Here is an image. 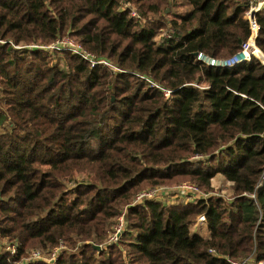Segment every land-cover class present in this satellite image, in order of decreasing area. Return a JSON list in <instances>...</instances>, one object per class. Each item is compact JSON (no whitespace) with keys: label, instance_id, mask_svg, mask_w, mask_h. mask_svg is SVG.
<instances>
[{"label":"trees","instance_id":"obj_1","mask_svg":"<svg viewBox=\"0 0 264 264\" xmlns=\"http://www.w3.org/2000/svg\"><path fill=\"white\" fill-rule=\"evenodd\" d=\"M177 1L0 0V124L11 120L0 133V231L21 243L0 254V264L77 240L79 255L54 264L264 263V187L256 188L264 172V64L253 57L233 69L205 68L195 57L240 51L251 34L250 0H186L189 10L165 20L171 34L160 43L159 29L141 22L149 14L167 18ZM124 2L138 6L140 17L121 9ZM257 21L264 54V10ZM66 36L133 73L27 48ZM59 55V65H50ZM81 173L85 180L76 181ZM218 175L231 184L232 200H147L128 208L136 234L100 244L145 185L184 179L210 189ZM204 214L207 238L194 227Z\"/></svg>","mask_w":264,"mask_h":264},{"label":"rangeland","instance_id":"obj_2","mask_svg":"<svg viewBox=\"0 0 264 264\" xmlns=\"http://www.w3.org/2000/svg\"><path fill=\"white\" fill-rule=\"evenodd\" d=\"M261 2H264V0H258V3L261 4ZM256 6L258 7L259 5H256ZM137 7L138 6H135L133 3L131 4V3H125L124 2L122 4L121 9H124V10H128V9L130 10L131 9L133 11V16L136 18H139L140 16L137 15V13H136ZM250 9H251V5L249 4V11L245 16V19H246V17H248V14L251 12L252 9L251 10ZM188 10H189L188 2L186 0H178L176 2L175 6L173 7V9L168 8L165 10L164 14L165 15H166V13L168 14L167 18H165V16H162V15L153 16V14H149L148 19L143 20L141 23L145 27L158 28L160 35L157 37L156 40L161 43L164 38H166V37L170 38V34H171L166 27L165 20L173 19V16L184 14ZM262 10H264V5L259 12H261ZM256 17H257V15H256ZM60 41L61 42L58 45L59 49L53 48L55 45H49V46H44V45H40V46L34 45L33 46L32 45V46L27 47V48H31V47L32 48H40L39 50L45 51L47 54H53L56 51L74 54L73 50L75 49L76 46L80 45V44L78 45V43L75 42L70 36H66L65 38L61 39ZM0 43H4V42L1 41ZM15 47L18 49L22 48L21 46H15ZM83 50H84V52H86V50L84 48H83ZM260 54L264 57V54L261 51H260ZM74 55H76V54H74ZM61 56L62 55H59L57 57L52 58V60H49L50 65H52V66L59 65L60 60H61ZM257 59H259L264 64V59H262V57L259 56V58H257ZM94 61H97V60L94 59ZM108 61L113 65V63H114L113 61H110V60H108ZM112 65L107 66L104 64H98L97 67L102 66L105 70H107L109 73H111L113 75L122 74V73H125V74L126 73H133V72L121 71L120 67H118L117 65H113V66ZM90 68L94 69L95 67H93L91 65ZM143 77H145V76H143ZM146 77H148V76H146ZM148 78H150V77H148ZM151 81H152V79H151ZM0 83H1V77H0ZM148 84H150V82H148ZM5 111H6V96H4V93L2 91L1 84H0V114L5 113ZM8 121L11 122V120H8ZM10 122H4V125L0 124V133L6 132V130L9 129ZM200 160H202V159L201 158L190 159L191 162L192 161L196 162V161H200ZM85 178H86V175L81 173V174H78L74 179L76 181H84ZM168 184H176V185H172V187H168V185L167 186H156V187H150L149 185H145L144 187L141 188L143 190L139 193L157 191V194L154 197V199H147V200H155L156 202L162 203L164 206L187 204L189 202L196 201L199 197H201L200 200H205L208 197H210V198L211 197L223 198L226 201L232 200L231 184L222 175H218L214 180H212L210 189H207L206 187H199L198 183H195L191 180H184V179H176L174 182L168 183ZM73 185H74V183L70 184V186H73ZM185 187H198L200 189V191L202 192V195L198 196V195H191L190 194L187 197L183 196L184 197V199H183L181 197V192L184 191ZM204 196H205V198H204ZM134 200H132V203ZM200 200H197V201H200ZM122 212H124V216L122 218V221H120L121 217L117 218L113 221L114 224H113V227L111 229L112 232L110 233L111 235H110L107 243L106 244L100 243L101 245H105L104 248L107 245L119 244L121 238H119V240L117 242L112 241V238L114 235V228H121L122 232H126L128 235L136 234L134 232V230L130 228V226H131L130 219L131 218H129L128 209L126 210V207H124ZM202 216L206 217L205 214ZM198 219H197V222L194 226L195 229L201 230L202 228H205V227L208 229L207 219H206V223H202V224L198 223ZM200 234H203V232H201ZM0 235H1V231H0ZM77 241L78 242L75 245L74 244H68V243H60L58 245V247L59 246H63V247H61L60 252L58 254H56V257L54 260H53L54 253H52V251L55 248L50 249V250L46 249V251L43 250L42 248L41 249L36 248V249H34L35 251L30 249L32 251H29L28 254L25 255L24 261L20 262L18 264H25V263L30 264L31 262L35 263L38 261H43L46 264H54L55 261L57 260V258H59L63 254H67L69 256L79 255L80 250L82 249L84 243H82V240H77ZM1 242H3V244L0 245V254H2V255L6 251L7 245H10V246L15 245L17 248L21 244L18 241L11 242L7 238L6 239L3 238L2 235H1L0 243ZM36 251H41L42 254L40 253V255H39V254H37L38 252H36ZM124 254H125V252H124ZM105 256H106V253H105ZM33 263H31V264H33ZM255 263H256L255 260L251 259V261L246 263V264H255ZM261 264H264V263H261Z\"/></svg>","mask_w":264,"mask_h":264},{"label":"built area","instance_id":"obj_3","mask_svg":"<svg viewBox=\"0 0 264 264\" xmlns=\"http://www.w3.org/2000/svg\"><path fill=\"white\" fill-rule=\"evenodd\" d=\"M250 5H251V12L248 14V17H246V20L249 23V29H250V37L249 39L242 45V48L240 49V51L235 54L232 57L229 58H222V59H216V58H212L207 56L204 53H198V56L196 57V62L203 65L205 68H219V69H233L239 65H243L245 63H248L252 60L253 57H258L259 58V53L260 50L257 47V37H258V32L260 30V26L258 24L257 21V13L261 10V8L264 5V2L258 3V0H250ZM256 5H259L258 7ZM61 41H58L56 44H54L55 46L53 48L55 49H59L58 45ZM79 45V44H78ZM74 54L76 55H80L83 59H85L86 61H88L89 63H91L90 65H92L93 67H96L98 64H104L107 66H111L112 64L107 60V59H98L96 58L94 55H92L89 52H84L83 48L81 45L76 46L75 49L73 50ZM259 52V53H258ZM94 59H96L97 61H94ZM113 66V65H112ZM144 79H146L147 82H150V86L151 87H156L158 89H160L161 91H163L164 95L166 98H169L171 95V91L165 89L164 87H162L161 85H157L153 80L151 81L150 78L148 77H143ZM264 184V172L262 173L260 182L257 185V190L259 188H261ZM157 191H150V192H144V193H138L135 196V200L133 201V203L129 206L126 207V210L130 207V206H135L138 204H143L147 201V199H154V197L156 196ZM202 195V192L200 191V189L198 187H185L184 191L181 192V195L184 197H187L188 195ZM250 196L251 198H255V194L252 195H247ZM201 197H199L197 200H200ZM205 198V196H204ZM124 216V212H122V214L118 217L120 218V221H122V218ZM198 223L202 224V223H206V217L205 216H200L198 219ZM122 230L121 228H114V235L112 238V241L117 242L119 240V238L122 235ZM0 240H1V235H0ZM3 242L0 243V245H2ZM61 247L63 246H59L56 247L52 253H54L53 256V260L56 257V254H58L61 250ZM7 250L11 251L12 253L15 252L16 250V246H10L7 245ZM38 252L37 254L40 255V253L42 254L41 251H36ZM213 254H216L215 251H212ZM251 259L253 258H249L247 260L244 261H233L229 258H227L229 264H246L248 262L251 261ZM261 264V263H260Z\"/></svg>","mask_w":264,"mask_h":264},{"label":"crops","instance_id":"obj_4","mask_svg":"<svg viewBox=\"0 0 264 264\" xmlns=\"http://www.w3.org/2000/svg\"><path fill=\"white\" fill-rule=\"evenodd\" d=\"M206 228V227H205ZM202 228L201 230H198L199 234L203 232V234H200L202 237L207 238L209 236V230L206 228Z\"/></svg>","mask_w":264,"mask_h":264},{"label":"water","instance_id":"obj_5","mask_svg":"<svg viewBox=\"0 0 264 264\" xmlns=\"http://www.w3.org/2000/svg\"><path fill=\"white\" fill-rule=\"evenodd\" d=\"M198 54H195V57H197ZM263 187H264V184H263ZM98 250H101V247H97Z\"/></svg>","mask_w":264,"mask_h":264}]
</instances>
